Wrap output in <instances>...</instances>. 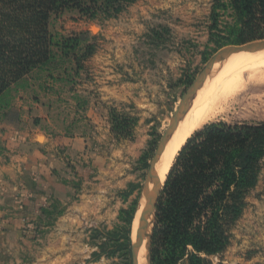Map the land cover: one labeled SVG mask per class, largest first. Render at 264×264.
Wrapping results in <instances>:
<instances>
[{"label":"rangeland","instance_id":"1","mask_svg":"<svg viewBox=\"0 0 264 264\" xmlns=\"http://www.w3.org/2000/svg\"><path fill=\"white\" fill-rule=\"evenodd\" d=\"M213 1L138 0L117 17L100 11L89 19L76 9L52 15L48 30L55 37L54 57L13 83L1 97L0 125L15 105L42 96L43 101L53 105L51 113L57 121L53 119L57 131L89 130L87 124H79L85 122L87 115L101 117L103 108L110 122L128 118L134 127L132 134L116 141L125 147L115 156L119 166L110 163L104 167L115 178L96 179L86 186L81 183L70 200L53 203L26 222L25 237L15 243L5 260L16 264H133V246L128 257L117 249V242L109 234L128 229L120 220L121 212L127 210L134 217L132 239L138 201L149 169H140L141 158L148 154L152 162L189 89L214 57L226 48L242 46H217L209 41ZM224 23L232 25L231 18L224 17L220 24L222 33L218 34L228 37ZM223 68L210 85L219 83L222 76L228 77L224 93L243 95L245 104L206 125L263 124L264 66L259 69L263 73L257 71L240 78H230ZM88 103H99V110L89 109L87 114L79 109ZM130 183L139 188L126 197ZM115 184L118 186L113 189ZM82 190L86 193L81 196ZM154 224L155 217L151 234ZM230 236L226 250L201 255V264H264V158L259 164L257 185ZM94 253L103 254L96 260ZM183 264H190V260Z\"/></svg>","mask_w":264,"mask_h":264},{"label":"trees","instance_id":"2","mask_svg":"<svg viewBox=\"0 0 264 264\" xmlns=\"http://www.w3.org/2000/svg\"><path fill=\"white\" fill-rule=\"evenodd\" d=\"M137 1L0 0V99L13 83L53 59L55 37L48 30L52 15L76 9L89 19L100 11L108 17H117ZM213 2L209 41L222 46L264 40V0ZM225 16L232 20V25L224 23L228 37L218 34L222 33L220 24ZM111 123L116 140L132 134L134 124L128 118L113 119ZM263 158L264 123L258 126L213 123L188 139L156 201L152 264H183L186 259L190 264H201V255L226 250L230 233L243 216L249 194L257 185ZM149 161L145 154L140 169H148ZM128 187L126 197L139 185L131 183ZM120 218L128 229L109 236L117 242V249L129 257L134 217L126 210ZM103 253H94V258L98 260Z\"/></svg>","mask_w":264,"mask_h":264},{"label":"crops","instance_id":"3","mask_svg":"<svg viewBox=\"0 0 264 264\" xmlns=\"http://www.w3.org/2000/svg\"><path fill=\"white\" fill-rule=\"evenodd\" d=\"M43 100L40 96L15 105L0 125V264H16L4 257L25 237L26 222L53 203L70 200L81 183L115 178L104 167L118 165L115 156L125 148L116 142L104 108L101 117L87 115L84 123H75L87 124L89 130L68 133L67 128L55 130L53 105ZM98 106L88 103L79 109L88 114Z\"/></svg>","mask_w":264,"mask_h":264},{"label":"bare ground","instance_id":"4","mask_svg":"<svg viewBox=\"0 0 264 264\" xmlns=\"http://www.w3.org/2000/svg\"><path fill=\"white\" fill-rule=\"evenodd\" d=\"M256 54L260 55L264 54V52L235 54L226 59L228 60L226 64H220V67L215 66L217 68L215 69L214 67L208 73L203 83L194 91L190 101L184 106L180 123L161 157V164L159 163L160 166L158 165L157 173L145 200V208L149 216L150 226L154 222L155 205L162 186L176 156L187 140L193 133L203 128L206 124L221 116L230 114L237 106L245 104L242 101L243 95L235 96L224 93L223 85L228 80V77L222 76L219 79V83L214 82L210 85L211 81H214L212 79L216 78V73L222 71L223 67H226L225 73L230 78L246 77L249 74H255L257 71L263 73L261 67L264 66V57H255L258 56ZM132 246L133 264H144V250L142 248L138 220L135 221L132 231Z\"/></svg>","mask_w":264,"mask_h":264},{"label":"water","instance_id":"5","mask_svg":"<svg viewBox=\"0 0 264 264\" xmlns=\"http://www.w3.org/2000/svg\"><path fill=\"white\" fill-rule=\"evenodd\" d=\"M258 52H264V40L238 46V47H230L226 48L222 51H220L214 59L209 63V65L206 67V69L203 71V73L200 75V77L195 81L193 86L189 89L187 95L184 98L183 103L180 105L178 112L176 113V116L174 118L173 123L170 125L168 131L163 135L158 148L155 152L154 158L152 159V162L149 165L147 178L145 180V183L143 185L141 196L138 201V207H137V218L139 221V227H140V235H141V241H142V248L144 250V264H152V258H151V244H152V234H151V226L149 221V216L147 213V210L145 208V200L147 195L149 194L151 184L155 178V175L157 173V168L160 163L161 157L172 139V137L175 134V131L177 130V127L180 123V119L182 116L183 108L184 106L190 101L194 91L203 83V80L206 78L208 73L217 66L220 62L226 60L232 55L239 54V53H258ZM160 195V194H159ZM156 207V206H155Z\"/></svg>","mask_w":264,"mask_h":264}]
</instances>
